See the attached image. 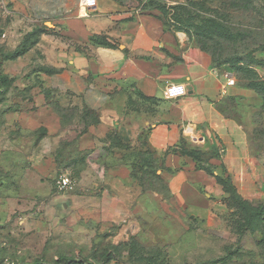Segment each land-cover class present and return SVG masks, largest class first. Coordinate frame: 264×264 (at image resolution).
<instances>
[{
  "label": "rangeland",
  "instance_id": "1",
  "mask_svg": "<svg viewBox=\"0 0 264 264\" xmlns=\"http://www.w3.org/2000/svg\"><path fill=\"white\" fill-rule=\"evenodd\" d=\"M112 1L129 11L157 16L166 27L185 32L214 67L235 79L234 86L243 89L249 100H232L225 111L243 124L249 150L260 157V163L247 167L250 173L235 181L221 162V144L203 152L200 166L220 186L221 194L201 187L213 201L211 216L179 212L161 174L160 156L150 149L146 133L125 142L95 110L86 107L84 113L81 108L60 106L55 88L43 87L39 79L30 81L36 69L28 59L1 57L20 43L14 47L4 41L0 74L12 81L6 89L0 83L4 92L0 95V264L52 263L61 255L81 264L105 260L104 264H264V0ZM1 13L6 15L0 22V38L12 21L9 13ZM25 27L21 40L44 25ZM126 105L136 113L154 111L134 91ZM50 111L59 115L60 132L47 127L53 117ZM82 130L97 139L95 147H80ZM58 132L63 134L58 148L50 149L47 141V147L43 146L45 136ZM48 154L53 155L54 168L41 177L30 160ZM213 156L220 164L210 162ZM118 168L122 171L114 173ZM62 173L75 181L72 189H57ZM215 175L223 180L216 181ZM141 198L158 217L170 220L173 239L155 242L138 236L145 225L128 211ZM100 200L110 207L116 203L117 209L111 207L115 209L111 223L103 225L97 219L100 216L83 217L77 212L67 221L71 206L77 204L83 210ZM248 209L258 213L238 234L236 227L249 215ZM118 244V250H112ZM103 252L107 257H101Z\"/></svg>",
  "mask_w": 264,
  "mask_h": 264
},
{
  "label": "crops",
  "instance_id": "2",
  "mask_svg": "<svg viewBox=\"0 0 264 264\" xmlns=\"http://www.w3.org/2000/svg\"><path fill=\"white\" fill-rule=\"evenodd\" d=\"M2 1L12 21L11 30L2 33L0 43L6 41L15 47L26 32L23 27L44 25L34 45L18 57L35 66L30 81L39 79L43 87L55 88L60 93V106L95 110L125 142H134L138 134L146 133L150 149L160 156L161 174L179 212H188L190 217L201 212L211 216L213 201L201 187L221 194L220 186L197 166L199 162L181 150L206 152L221 144V162L235 181L250 173L247 167L259 165L260 157L249 150L243 124L225 111L232 100L248 101V95L235 86L222 90L224 70L214 67L185 32L166 27L157 16L129 11L112 0H97V6L86 14L80 10V0ZM5 15L0 14V22ZM93 36L103 42L93 41ZM171 82L184 84L186 94L166 99L164 90ZM133 91L140 101L152 104L153 113L127 108ZM51 113L47 127L60 132L59 115ZM59 132L45 136L43 146L47 147V141L50 149L58 148L63 137ZM78 142L82 149L97 145L89 131L80 133ZM210 162L220 164L215 156ZM30 166L47 177L54 168L53 155L33 158ZM252 173H257L256 169ZM115 205L111 207L117 209ZM111 207L100 200L83 210L75 204L69 213L83 217L95 214L106 225L115 212ZM128 212L145 225L137 230L141 239L150 237L159 242L175 237L170 220L153 213L143 198ZM66 219L72 221L74 215Z\"/></svg>",
  "mask_w": 264,
  "mask_h": 264
},
{
  "label": "trees",
  "instance_id": "3",
  "mask_svg": "<svg viewBox=\"0 0 264 264\" xmlns=\"http://www.w3.org/2000/svg\"><path fill=\"white\" fill-rule=\"evenodd\" d=\"M43 30H44V27H42V28H36L35 27L33 30H31L25 36H23L20 43L12 51L4 53L3 56L1 55V57L3 59H15L17 57L22 56L25 52H27L30 49V47H32L34 45V43L37 40V36ZM92 39H93V41H96L99 43L103 42L102 38H98L95 36H93ZM11 81H12V79L7 78L6 75L0 74V83L5 87V89L9 86ZM0 95H4V92H0ZM2 100H3V98H0V102ZM83 108H82V110H84V113H86V111H88L87 108L85 106ZM82 132H85V130H82L81 133ZM181 151H183V153L187 154L188 156H191L193 159H195V161L199 162V164H197V166L200 169H202L204 172H207L206 169H204L202 166H200V163H201L200 155H202L203 152L193 150V149H183ZM214 178L216 181H218L219 179L223 180L221 177H219V175H215ZM227 178H229L228 175L226 176V179ZM248 212H249V215L246 217L244 222L241 224H238L236 227L238 234H242L244 229L250 225V223L252 221V214L258 213L252 209H248ZM119 246H120V244L113 246L112 250L117 251ZM101 257H107V253L103 252L101 254ZM105 259H107V258H105ZM105 262H106V260L104 261V263ZM32 264H41V263H40V261H36ZM45 264H81V261L75 260L74 258H72L70 256L61 255L58 258H56L52 263H45Z\"/></svg>",
  "mask_w": 264,
  "mask_h": 264
},
{
  "label": "built area",
  "instance_id": "4",
  "mask_svg": "<svg viewBox=\"0 0 264 264\" xmlns=\"http://www.w3.org/2000/svg\"><path fill=\"white\" fill-rule=\"evenodd\" d=\"M97 6V0H80V10L83 14H86L88 10ZM5 5L2 0H0V14L5 12ZM3 37V35H2ZM224 82L222 85V90L227 87L235 85V79L230 76L229 73L223 74ZM186 94V88L182 83L171 82L166 85L164 90V97L169 100H174L180 98ZM75 185V181L65 173L59 175L56 186L58 190H70Z\"/></svg>",
  "mask_w": 264,
  "mask_h": 264
}]
</instances>
